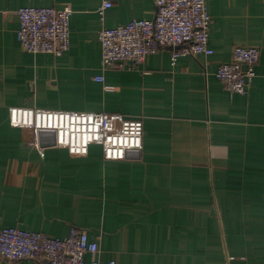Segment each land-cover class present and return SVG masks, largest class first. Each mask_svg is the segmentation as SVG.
Returning a JSON list of instances; mask_svg holds the SVG:
<instances>
[{"label": "crops", "instance_id": "crops-1", "mask_svg": "<svg viewBox=\"0 0 264 264\" xmlns=\"http://www.w3.org/2000/svg\"><path fill=\"white\" fill-rule=\"evenodd\" d=\"M110 1L102 19L103 0H0V230L85 229L104 264H264V0H206L211 55L173 64L165 47L103 70L99 31L155 16L154 0ZM24 6H70L69 50L25 51ZM236 46L261 51L246 94L216 77ZM11 107L142 119L143 149L106 160L99 145L79 156L44 139L41 151Z\"/></svg>", "mask_w": 264, "mask_h": 264}, {"label": "built area", "instance_id": "built-area-1", "mask_svg": "<svg viewBox=\"0 0 264 264\" xmlns=\"http://www.w3.org/2000/svg\"><path fill=\"white\" fill-rule=\"evenodd\" d=\"M153 4L154 18H135L99 31L103 70L135 69L148 55L165 47L172 49L173 64L182 56L213 54L209 44L212 17L206 0H154ZM112 5L110 0H103L98 9L102 19ZM16 13L17 39L25 51L61 56L69 50L73 13L70 6L61 9L24 6ZM260 57L258 47L236 46L231 60L218 67L216 77L230 93L246 94L256 77ZM97 80L104 78L98 76ZM10 121L13 126L33 130V145L41 151L44 136L47 140L53 139V146L68 149L71 155L85 156L91 145H99L106 160H124L143 149V120L120 113L11 107ZM100 253L99 242L87 230L77 227H72L65 238L19 227L0 230V260L6 264L23 260L43 264H104ZM89 254L96 257L87 262Z\"/></svg>", "mask_w": 264, "mask_h": 264}, {"label": "water", "instance_id": "water-1", "mask_svg": "<svg viewBox=\"0 0 264 264\" xmlns=\"http://www.w3.org/2000/svg\"><path fill=\"white\" fill-rule=\"evenodd\" d=\"M44 137H45V140L47 141L48 144L53 145V143H54L53 139L47 140L46 139L47 136H44Z\"/></svg>", "mask_w": 264, "mask_h": 264}]
</instances>
